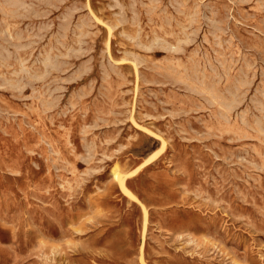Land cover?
<instances>
[{"label": "rangeland", "instance_id": "rangeland-1", "mask_svg": "<svg viewBox=\"0 0 264 264\" xmlns=\"http://www.w3.org/2000/svg\"><path fill=\"white\" fill-rule=\"evenodd\" d=\"M0 264H264V0H0Z\"/></svg>", "mask_w": 264, "mask_h": 264}, {"label": "bare ground", "instance_id": "bare-ground-1", "mask_svg": "<svg viewBox=\"0 0 264 264\" xmlns=\"http://www.w3.org/2000/svg\"><path fill=\"white\" fill-rule=\"evenodd\" d=\"M117 177H118V175H117ZM118 178H119V177H118ZM121 188H122L125 192H128L129 194H131L130 191L128 190V188H127L125 182H124L123 180L121 181ZM145 225H146V224H145Z\"/></svg>", "mask_w": 264, "mask_h": 264}, {"label": "crops", "instance_id": "crops-1", "mask_svg": "<svg viewBox=\"0 0 264 264\" xmlns=\"http://www.w3.org/2000/svg\"><path fill=\"white\" fill-rule=\"evenodd\" d=\"M132 201V200H131ZM132 202H134V201H132Z\"/></svg>", "mask_w": 264, "mask_h": 264}]
</instances>
